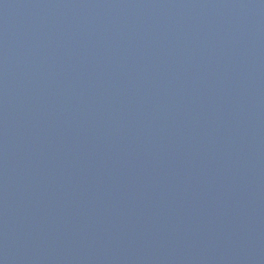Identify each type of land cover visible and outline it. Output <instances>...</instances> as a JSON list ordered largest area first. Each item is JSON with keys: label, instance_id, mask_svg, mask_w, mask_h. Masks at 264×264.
Here are the masks:
<instances>
[{"label": "water", "instance_id": "95a60500", "mask_svg": "<svg viewBox=\"0 0 264 264\" xmlns=\"http://www.w3.org/2000/svg\"><path fill=\"white\" fill-rule=\"evenodd\" d=\"M0 264H264V0H0Z\"/></svg>", "mask_w": 264, "mask_h": 264}]
</instances>
